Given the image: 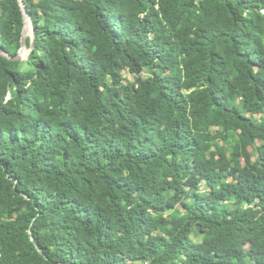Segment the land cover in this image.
Masks as SVG:
<instances>
[{
    "label": "trees",
    "instance_id": "trees-1",
    "mask_svg": "<svg viewBox=\"0 0 264 264\" xmlns=\"http://www.w3.org/2000/svg\"><path fill=\"white\" fill-rule=\"evenodd\" d=\"M24 2L0 264H264V0ZM23 27L0 0L12 56Z\"/></svg>",
    "mask_w": 264,
    "mask_h": 264
},
{
    "label": "water",
    "instance_id": "water-1",
    "mask_svg": "<svg viewBox=\"0 0 264 264\" xmlns=\"http://www.w3.org/2000/svg\"><path fill=\"white\" fill-rule=\"evenodd\" d=\"M20 3L22 5V10H23V14H24V27H23V31H22V37H21V46L19 48V51L17 53L16 56H12L10 55L7 51H5L3 48L0 47V53H2L3 55H5L6 57H9L11 59H25L27 57L26 54L25 56L23 55V51L24 48L27 47V37L31 36L32 40H31V46L33 45V30H32V23L30 21V17L29 14L27 12V7L25 5L24 0H20ZM31 32V35H30Z\"/></svg>",
    "mask_w": 264,
    "mask_h": 264
},
{
    "label": "rangeland",
    "instance_id": "rangeland-1",
    "mask_svg": "<svg viewBox=\"0 0 264 264\" xmlns=\"http://www.w3.org/2000/svg\"><path fill=\"white\" fill-rule=\"evenodd\" d=\"M30 35H31V32H30ZM27 49L30 51V49L28 48V46H27ZM29 51H28V52H29ZM28 52H27V53H28ZM27 53H26V54H27ZM26 54H25V55H26ZM125 73H126V75H127L128 77H132L130 73H128V72H125ZM256 116L259 117L260 114H257ZM251 150H252L253 154L255 155V154H256V148H255V146H252V147H251ZM202 191H203V193H205V194H208V192H209L208 189L206 188V186H205L204 183H203ZM200 240L205 241V242H208V239H207L205 236H204V237H203V236L200 237Z\"/></svg>",
    "mask_w": 264,
    "mask_h": 264
},
{
    "label": "bare ground",
    "instance_id": "bare-ground-1",
    "mask_svg": "<svg viewBox=\"0 0 264 264\" xmlns=\"http://www.w3.org/2000/svg\"><path fill=\"white\" fill-rule=\"evenodd\" d=\"M29 50L27 49V47L24 48V51H23V55L25 56V54L28 52ZM30 52V51H29ZM28 54V53H27Z\"/></svg>",
    "mask_w": 264,
    "mask_h": 264
}]
</instances>
